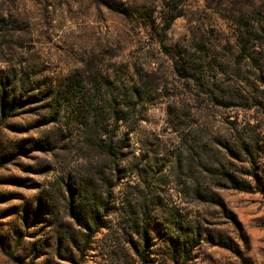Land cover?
<instances>
[{
  "label": "rangeland",
  "instance_id": "rangeland-1",
  "mask_svg": "<svg viewBox=\"0 0 264 264\" xmlns=\"http://www.w3.org/2000/svg\"><path fill=\"white\" fill-rule=\"evenodd\" d=\"M2 93L0 264H264V0H0Z\"/></svg>",
  "mask_w": 264,
  "mask_h": 264
},
{
  "label": "trees",
  "instance_id": "trees-1",
  "mask_svg": "<svg viewBox=\"0 0 264 264\" xmlns=\"http://www.w3.org/2000/svg\"><path fill=\"white\" fill-rule=\"evenodd\" d=\"M15 105L16 104H14V102L12 100H10L8 104H5L3 102V93L0 94V120H2L9 113H11L15 109ZM98 147L107 155H110L112 153V150L109 146V143H104V142H102V140H99L98 141ZM1 164H2V159L0 157V166H1ZM219 175H220V179H222L225 183H227V185L230 189L236 190V191H241V192H250L251 191L250 187L248 185L239 182L238 180L232 178L231 176H229L223 172H220ZM259 193L264 197L263 192H259Z\"/></svg>",
  "mask_w": 264,
  "mask_h": 264
}]
</instances>
